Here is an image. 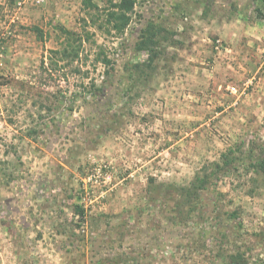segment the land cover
I'll list each match as a JSON object with an SVG mask.
<instances>
[{"label": "rangeland", "instance_id": "1", "mask_svg": "<svg viewBox=\"0 0 264 264\" xmlns=\"http://www.w3.org/2000/svg\"><path fill=\"white\" fill-rule=\"evenodd\" d=\"M85 5L0 0V264H264V178L247 157L264 161V4L138 0L123 35L91 28L109 68L88 43L56 68L58 27L80 31ZM149 24L165 30L159 57L133 71ZM227 152L207 190L171 188Z\"/></svg>", "mask_w": 264, "mask_h": 264}, {"label": "trees", "instance_id": "2", "mask_svg": "<svg viewBox=\"0 0 264 264\" xmlns=\"http://www.w3.org/2000/svg\"><path fill=\"white\" fill-rule=\"evenodd\" d=\"M138 0H110L106 9H102L93 0H86L87 15L89 19L84 20V25L81 30H70L65 27H58L61 42L59 48L51 51L50 64L56 68L74 67L75 63L81 60V55L85 51V44H93L98 52L96 54L94 65L102 64L105 68H109L112 64L111 59L106 53L103 45L97 44L95 41V31H99L106 36L119 37L124 34L129 27L135 11ZM252 4L256 6V13L262 17L261 4L264 0H252ZM36 32L43 37V33L39 28H34ZM165 30L161 27L156 28L154 24H149L145 29L144 35L137 47L139 51L146 52L148 59L144 63L133 65V71L144 72V69L152 68L159 53L156 51L161 44L159 40L161 34L164 35ZM166 38V37H165ZM163 40H166V39ZM73 74L82 72L81 67L71 69ZM233 154L232 150L230 151ZM229 152L222 155L220 162L209 163L198 172L191 182L189 187H171L177 191L179 198H188L193 192L200 193L207 190L213 180L222 174L225 168L236 163V157H230ZM248 160L254 166L256 174L264 178V161L258 159L254 155L253 149L249 151ZM188 195V196H187ZM196 195V194H195ZM75 213L79 216H84V211L81 207L76 206ZM234 216V214H233Z\"/></svg>", "mask_w": 264, "mask_h": 264}, {"label": "built area", "instance_id": "3", "mask_svg": "<svg viewBox=\"0 0 264 264\" xmlns=\"http://www.w3.org/2000/svg\"><path fill=\"white\" fill-rule=\"evenodd\" d=\"M216 49L217 50H220L222 47H223V43L221 41H216ZM228 90L233 94V95H236L238 94V89L235 87V86H230L228 87Z\"/></svg>", "mask_w": 264, "mask_h": 264}]
</instances>
